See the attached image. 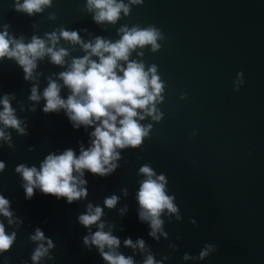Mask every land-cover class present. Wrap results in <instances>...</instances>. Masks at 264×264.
<instances>
[{"label": "water", "instance_id": "95a60500", "mask_svg": "<svg viewBox=\"0 0 264 264\" xmlns=\"http://www.w3.org/2000/svg\"><path fill=\"white\" fill-rule=\"evenodd\" d=\"M122 2L129 6L127 15L121 11L115 23H97L88 0H51L31 15L16 10L17 0H0V33L7 30L25 44L35 36L52 47L48 34L59 35L61 29L78 32L84 43H94L96 37L115 43L122 27L155 28L158 50L150 44L137 47L129 59L143 63L145 71L155 65L164 85L163 99L155 105L161 118L139 121L151 125L142 144L116 149L120 158L107 176L84 170L86 197L70 204L66 197L37 188L28 199L25 181L16 171L19 165L39 170L50 154L72 149L78 157L81 146L91 147L95 126L74 127L64 109L43 111L49 80L62 86L60 95L66 100L71 93L59 74L87 53L61 37L55 47L67 50L65 64H54L45 55L36 61L29 80L15 58L0 59V100L8 96L24 129L21 134L0 123L10 136L0 139V162L5 165L0 195L9 201L13 223L2 214L0 222L6 234H16L11 248L0 252V264H108L97 246L84 243L99 230V222L89 227L79 222L89 204L103 209L104 231L120 240L116 251L134 264H145L150 255L156 264H264V0ZM92 59L99 62L96 56ZM33 87L41 96L38 102L30 100ZM145 165L154 179L165 176V193L178 209L162 212V232L156 237L139 218L137 194L146 179L140 172ZM112 196L118 201L108 208L104 201ZM37 228L44 241L31 239ZM127 239L134 244L142 239L144 249L126 246ZM41 243L48 252L33 261ZM205 250L208 255L201 258Z\"/></svg>", "mask_w": 264, "mask_h": 264}, {"label": "clouds", "instance_id": "9594fccd", "mask_svg": "<svg viewBox=\"0 0 264 264\" xmlns=\"http://www.w3.org/2000/svg\"><path fill=\"white\" fill-rule=\"evenodd\" d=\"M131 2L139 3L141 0H131ZM50 4L51 0H24L22 4L17 0L16 10L31 15L43 11V6ZM87 8L90 12L95 11L94 20L97 23L105 21L115 23L120 18L121 11L125 15L129 12V6L122 0L119 3L117 0H88ZM119 31L122 36L115 43L101 37H96L94 43H84L78 32L61 29L59 35L55 32L48 34V41L51 42L52 47L47 46V41L35 36L30 43L25 44L23 38L17 40L10 37L7 30L0 33V59L15 58L22 66L26 80L32 79L33 70L37 67L36 61L43 59L45 55H49L54 64H65L67 50L64 48L56 50L55 47L61 37L73 44H80L87 53L82 58L73 59L69 70L59 74L63 85L71 93L66 100L60 95L62 86L49 80L48 87L43 92L46 101L43 111L48 113L64 109L74 127L95 126V131L91 133L94 137L91 147L85 150L81 146L78 157L72 149L60 155L50 154L42 162L39 170L36 167L19 165L16 171L25 181L23 186L26 198L31 199L37 188L47 195L57 198L66 197L70 204L81 197H86L87 189L81 187L87 183L83 179L84 170L100 176H107L113 172L116 168L113 161L120 158L116 149L135 148L141 145L143 138L148 135L151 125L145 127L139 121L146 116H152L154 120L161 118V115H157L158 110L155 105L158 99L161 101L163 99L160 94L164 85L156 75V66L153 65L145 71L143 63L129 59L131 52L137 47L143 48L150 44L153 51L158 50L157 39L160 34L152 27L147 29L122 27ZM93 56L98 57L99 62L93 60ZM120 61L125 62L127 66L124 67ZM120 72L123 73L122 76L118 74ZM237 75L243 77L242 72ZM238 83H242V80ZM40 99L38 88L33 87L30 100L38 102ZM0 104L3 105V110L0 111V123L5 127L15 128L23 134L24 129L7 95L0 100ZM138 110H142L143 114ZM0 139H10V136H6L0 129ZM4 167V163L0 162V171ZM140 172L146 176V179L141 183L137 194L141 208L139 218L150 224L152 231L149 234L156 237L157 232H162L163 220L160 219L162 212L167 209L169 213H177L178 209L173 203L174 198L165 193L164 175L154 179L155 173L147 165L141 167ZM117 201L118 197L112 196L106 198L104 203L108 208H114ZM9 207V201L0 195V214L8 217L11 224L12 212L9 211ZM102 215L101 207H93L89 204L87 214L79 216V222L85 227L99 222V230L92 233L90 238L86 236L84 243L97 246L108 264H134L131 257L126 258L116 251L120 246V240L111 232L104 231L105 224L100 222ZM15 237L14 232L11 235L6 234L5 226L0 222V252L10 249ZM31 239L44 241L46 238L37 228ZM125 245L139 247L141 250L145 247L142 239L135 244L131 239H127ZM52 246L51 240H48V247ZM106 247L109 251H105ZM47 252L48 248L41 243L32 256L33 261L38 262ZM206 255H208L207 250L200 254L201 258ZM145 264H156V262L150 255Z\"/></svg>", "mask_w": 264, "mask_h": 264}]
</instances>
